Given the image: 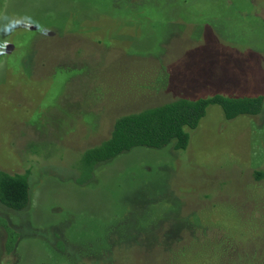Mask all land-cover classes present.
<instances>
[{
    "label": "rangeland",
    "instance_id": "374dc122",
    "mask_svg": "<svg viewBox=\"0 0 264 264\" xmlns=\"http://www.w3.org/2000/svg\"><path fill=\"white\" fill-rule=\"evenodd\" d=\"M264 96V0H0V264H264V109L210 106L186 150L85 168L114 120Z\"/></svg>",
    "mask_w": 264,
    "mask_h": 264
},
{
    "label": "trees",
    "instance_id": "16d2710c",
    "mask_svg": "<svg viewBox=\"0 0 264 264\" xmlns=\"http://www.w3.org/2000/svg\"><path fill=\"white\" fill-rule=\"evenodd\" d=\"M210 106H218L226 120L255 116L264 109V96H224L207 98L177 97L160 104L118 116L107 138L83 153L85 168L92 173L135 148L163 149L172 147L184 151L191 131L197 129ZM264 174L257 172L256 178ZM29 173H9L0 169V204L12 211L30 206Z\"/></svg>",
    "mask_w": 264,
    "mask_h": 264
}]
</instances>
